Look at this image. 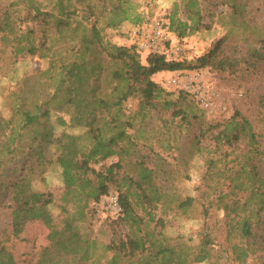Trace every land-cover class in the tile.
Here are the masks:
<instances>
[{"label":"trees","instance_id":"16d2710c","mask_svg":"<svg viewBox=\"0 0 264 264\" xmlns=\"http://www.w3.org/2000/svg\"><path fill=\"white\" fill-rule=\"evenodd\" d=\"M27 1L36 2L39 9L51 14V28L47 30L45 41L36 47L29 37L34 36L33 30L26 36L17 35L8 13L0 21L1 39L10 41L31 56L41 50L49 62L37 75L40 90L35 86L25 88L23 81L20 91L12 93L15 99L3 137L5 145L0 149V172L13 163L12 172L17 176L10 183H0V195H9L5 208L9 211L11 233L27 221L41 222L50 231L52 241L44 257L60 252L74 254L78 255L77 264H83L89 258V247L83 246L84 241L72 230L68 218L61 222L63 228H59L60 224L50 210L53 192L37 190L35 183L45 184L46 173L54 171L66 192L86 186L89 188L88 199L98 201L109 193L110 185L118 183L116 173L121 168V160L133 146L132 137L127 133L132 124L124 119L123 104L128 99H136L138 112L147 114L156 109V103L163 95L152 76L186 68L232 73L237 68V59L222 54L223 39L192 65L167 64L162 57L154 55L140 62L133 46H117L107 41L103 34L125 22L141 23L137 5L132 0ZM181 1L186 21L173 13L168 25L178 40L199 29L205 4L210 3V0ZM217 1L226 5L233 15L243 13L249 4L248 0ZM259 42L261 46L250 49L244 60L250 66L264 60V34ZM163 102L165 108L176 106L175 102L165 99ZM261 104L264 109V97ZM179 114L173 109V116ZM59 128L64 130L59 133ZM72 128L83 129V132L69 133L67 129ZM24 134H28L25 146L17 147ZM242 138L248 140L250 153L264 157V146L260 149L248 121L238 113H234L212 139L217 147L223 144L232 148ZM114 156L119 161L105 169L96 171L91 166ZM240 168L229 169L222 183H217L211 190L216 209L224 214L226 247L222 250L229 252L235 262L247 264L253 251L252 241L258 239L255 229L264 224V179L253 165L248 169ZM89 174L95 179L94 186L86 179ZM117 185L123 212L119 219L129 224L130 232L105 248L112 253L109 264H193L212 260L208 247L213 237L208 232L202 233L197 247L185 249L163 244L154 232L141 230L143 221L136 214L130 197H135L149 219H152V210L164 202V195L154 185L150 170L141 166L140 174L129 181L127 187H133V192ZM193 201L186 198L177 204L176 210L185 212ZM202 209L207 216V207ZM47 262L45 257L38 264Z\"/></svg>","mask_w":264,"mask_h":264},{"label":"rangeland","instance_id":"374dc122","mask_svg":"<svg viewBox=\"0 0 264 264\" xmlns=\"http://www.w3.org/2000/svg\"><path fill=\"white\" fill-rule=\"evenodd\" d=\"M132 1L137 5L136 11L140 14L141 23L125 22L115 29L105 30L104 38L112 44L130 46V32L157 17H162L167 25L173 13L178 19L186 21L181 0ZM248 2L243 13L233 15L226 5L210 0V3L205 4L207 6L203 10L199 29L179 40L174 37L191 55L182 65L194 64L198 57L205 55L225 39L222 54L237 59L235 72H218L207 68L185 69L190 72H205L207 85L225 106V112L208 115L185 95L180 96L171 88L165 87L166 79L175 71H163L152 76V81L163 91L155 110L147 114L139 113L136 99H128L122 107L124 119L132 124L127 133L132 137L133 146L129 154L122 158L121 168L116 173L120 188L128 189L129 181L140 174L141 166L152 172L153 183L163 193L164 202L152 210V219H149L135 197H130L136 214L142 218L141 230L154 232L157 237L160 236L163 244L178 245L185 249L197 247L202 233L208 232L213 237L212 244L208 247L211 248L212 262L193 264H239L229 252L224 253V249L222 250V247H226L224 214L216 209L215 195L211 189L217 183H222L223 177L231 168L248 169L253 165L264 179V157L249 152L247 139L242 138L232 148L223 144L217 147L212 139L230 117L238 113L248 121L259 141L260 149L264 146V109L261 104L264 97V60L253 66L244 62L250 49L261 46L259 41L264 34V0ZM35 3L27 0H0V21L8 13L14 21L17 35L26 36L28 31L33 30L34 36L29 37L38 47L45 41L47 30L51 28V14L39 9ZM22 43L25 44L24 39ZM44 55L40 50L31 56L10 41L2 40L0 34V149L5 145L2 143L3 137L11 115L10 107L15 99L12 93L20 91L23 81L25 88L35 86L40 90L37 75L47 68L49 62ZM139 57L140 62H144L146 57ZM164 99L175 102L176 106L165 108ZM173 109L180 114L173 116ZM64 118L68 120L67 116ZM63 130L59 128L58 131L60 133ZM67 131L79 134L83 129L72 128ZM26 136L28 134L22 136L17 147L25 146ZM118 161L119 158L114 156L91 166L98 171ZM14 167L10 163L0 172V183L7 184L15 180L17 175L12 172ZM45 179V184L36 182L34 188L42 192H53L54 202L50 210L60 224L59 228H63L61 222L68 218L72 223V230L85 242L83 246L89 247V258L83 264H109L112 253L105 248L117 243L119 238H124L130 232L129 224L121 222L120 217L114 220L100 213L94 207L97 201L93 202L86 196L88 187L66 192L54 171L46 173ZM86 179L91 186L95 185L93 175L89 174ZM117 184L110 185L109 193H118ZM128 190L134 191L133 187ZM8 198L9 195H0V248H4L0 250V264H38L45 257L48 259L47 264H77L78 255L74 254L60 252L44 257L52 241L50 231L41 222L27 221L18 231L11 233L9 211L5 208ZM186 198L194 200L192 206L185 212L176 210L177 204ZM211 203L212 206H209ZM203 206L207 207V216L203 213ZM255 232L258 239L252 241L253 251L250 252L247 264H264V224L259 225Z\"/></svg>","mask_w":264,"mask_h":264},{"label":"built area","instance_id":"2783aa9c","mask_svg":"<svg viewBox=\"0 0 264 264\" xmlns=\"http://www.w3.org/2000/svg\"><path fill=\"white\" fill-rule=\"evenodd\" d=\"M130 46H133L139 55L162 57L167 64H181L190 59V52L169 31L167 22L157 17L131 31ZM165 87L186 95L200 110L208 115L223 113L225 106L217 99L207 85L205 72L194 70H178L166 79ZM234 94V93H233ZM241 96L240 93H238ZM100 213L106 214L114 220L122 216V207L117 194L111 192L100 197L94 205Z\"/></svg>","mask_w":264,"mask_h":264}]
</instances>
